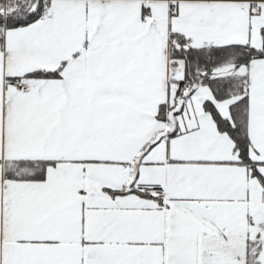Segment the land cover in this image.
<instances>
[{
	"label": "snow or ice",
	"instance_id": "1",
	"mask_svg": "<svg viewBox=\"0 0 264 264\" xmlns=\"http://www.w3.org/2000/svg\"><path fill=\"white\" fill-rule=\"evenodd\" d=\"M0 264H264V0H0Z\"/></svg>",
	"mask_w": 264,
	"mask_h": 264
}]
</instances>
